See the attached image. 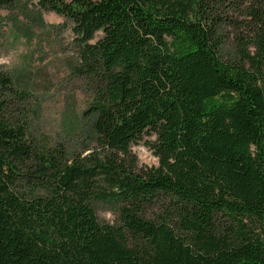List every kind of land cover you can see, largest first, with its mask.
I'll use <instances>...</instances> for the list:
<instances>
[{
	"label": "trees",
	"instance_id": "obj_1",
	"mask_svg": "<svg viewBox=\"0 0 264 264\" xmlns=\"http://www.w3.org/2000/svg\"><path fill=\"white\" fill-rule=\"evenodd\" d=\"M37 4L95 81V147L37 139L0 75V264H264V0ZM143 134L156 165L131 152Z\"/></svg>",
	"mask_w": 264,
	"mask_h": 264
},
{
	"label": "rangeland",
	"instance_id": "obj_2",
	"mask_svg": "<svg viewBox=\"0 0 264 264\" xmlns=\"http://www.w3.org/2000/svg\"><path fill=\"white\" fill-rule=\"evenodd\" d=\"M228 31L220 55L224 60L238 61L233 29ZM100 36L98 32L96 39ZM78 50L71 23L40 7L37 0H7L0 6V75H7L12 82L14 97L9 99L28 114L32 135L62 144L69 154L95 147L92 116L84 113L95 81L78 71ZM18 93L25 97H18ZM154 138L143 134L131 145L139 166L157 164L146 145ZM94 207L100 221L116 222L111 205L96 202Z\"/></svg>",
	"mask_w": 264,
	"mask_h": 264
},
{
	"label": "clouds",
	"instance_id": "obj_3",
	"mask_svg": "<svg viewBox=\"0 0 264 264\" xmlns=\"http://www.w3.org/2000/svg\"><path fill=\"white\" fill-rule=\"evenodd\" d=\"M0 62H3V61H0Z\"/></svg>",
	"mask_w": 264,
	"mask_h": 264
}]
</instances>
